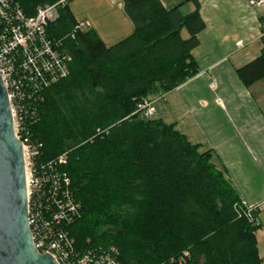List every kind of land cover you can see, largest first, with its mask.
Instances as JSON below:
<instances>
[{
    "label": "trees",
    "instance_id": "trees-1",
    "mask_svg": "<svg viewBox=\"0 0 264 264\" xmlns=\"http://www.w3.org/2000/svg\"><path fill=\"white\" fill-rule=\"evenodd\" d=\"M17 1L28 17L58 2ZM122 1L134 33L111 48L94 30H77L70 4L60 8L47 32L68 52L69 76L42 92L29 125L39 161L67 154L61 171L81 205L67 227L77 251L114 249L118 264H264L260 222L240 213L242 199L213 153L138 112L198 74L199 10L183 16L159 0ZM238 74L247 87L264 79V37L261 56Z\"/></svg>",
    "mask_w": 264,
    "mask_h": 264
},
{
    "label": "crops",
    "instance_id": "crops-1",
    "mask_svg": "<svg viewBox=\"0 0 264 264\" xmlns=\"http://www.w3.org/2000/svg\"><path fill=\"white\" fill-rule=\"evenodd\" d=\"M183 16L199 10L205 29L192 57L198 74L159 96L154 119L173 126L213 162L250 206L264 203V79L247 87L238 71L262 54V8L249 0H159ZM78 23L89 22L111 48L134 33L122 0H73ZM188 40L187 30L181 33ZM242 42L241 46L237 44ZM258 246L264 261V211L259 213Z\"/></svg>",
    "mask_w": 264,
    "mask_h": 264
},
{
    "label": "built area",
    "instance_id": "built-area-1",
    "mask_svg": "<svg viewBox=\"0 0 264 264\" xmlns=\"http://www.w3.org/2000/svg\"><path fill=\"white\" fill-rule=\"evenodd\" d=\"M72 1L58 0L28 17L17 0H0V74L7 89L15 134L23 145L29 226L36 250L50 254L58 264H118L114 249L103 254L77 251L67 227L80 218L81 205L73 196L68 175L61 171L68 164L67 154L57 160L39 161L42 145L32 141L29 131L31 121L38 117L42 92L69 76L70 56L63 42L52 41L47 30L59 19L60 8ZM249 6L264 11V0H249ZM262 21L264 37V12ZM90 27L89 22H81L77 30ZM156 103L157 100H146L138 106V112L150 120ZM262 211L264 203L250 206L242 200L240 213L250 223L258 224Z\"/></svg>",
    "mask_w": 264,
    "mask_h": 264
},
{
    "label": "water",
    "instance_id": "water-1",
    "mask_svg": "<svg viewBox=\"0 0 264 264\" xmlns=\"http://www.w3.org/2000/svg\"><path fill=\"white\" fill-rule=\"evenodd\" d=\"M0 264H58L39 253L29 226L23 145L0 74Z\"/></svg>",
    "mask_w": 264,
    "mask_h": 264
},
{
    "label": "rangeland",
    "instance_id": "rangeland-1",
    "mask_svg": "<svg viewBox=\"0 0 264 264\" xmlns=\"http://www.w3.org/2000/svg\"><path fill=\"white\" fill-rule=\"evenodd\" d=\"M151 100H154L153 98H151ZM187 256V255H186Z\"/></svg>",
    "mask_w": 264,
    "mask_h": 264
}]
</instances>
